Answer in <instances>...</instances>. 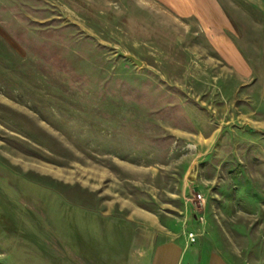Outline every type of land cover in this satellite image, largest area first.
Returning <instances> with one entry per match:
<instances>
[{"label": "rangeland", "instance_id": "rangeland-1", "mask_svg": "<svg viewBox=\"0 0 264 264\" xmlns=\"http://www.w3.org/2000/svg\"><path fill=\"white\" fill-rule=\"evenodd\" d=\"M170 2L0 0V264H132L135 208L264 264V0Z\"/></svg>", "mask_w": 264, "mask_h": 264}, {"label": "crops", "instance_id": "crops-1", "mask_svg": "<svg viewBox=\"0 0 264 264\" xmlns=\"http://www.w3.org/2000/svg\"><path fill=\"white\" fill-rule=\"evenodd\" d=\"M170 3H175L174 7L180 16L204 19L214 25L225 24L226 13L220 0H186L185 3L172 0ZM229 50V62L239 64L240 56L232 49ZM203 206L205 209L206 204ZM130 211L126 215V223L136 224L144 229L124 237L125 240H130L132 264H229L222 249L210 235H199L197 243H189L187 231L194 230L188 227V216L180 223V230V225H176L174 221L166 223L160 214L150 210L135 208ZM193 219H196L194 215ZM140 240L143 242L139 243Z\"/></svg>", "mask_w": 264, "mask_h": 264}, {"label": "built area", "instance_id": "built-area-1", "mask_svg": "<svg viewBox=\"0 0 264 264\" xmlns=\"http://www.w3.org/2000/svg\"><path fill=\"white\" fill-rule=\"evenodd\" d=\"M188 202H190L193 205H196L195 203H197L203 206L205 204V198L201 193L191 194V197L188 199ZM196 215H197V220L201 222L204 220L203 215H201L200 213H196ZM198 237H199L198 233L187 231V238H188L189 243L191 244L197 243Z\"/></svg>", "mask_w": 264, "mask_h": 264}, {"label": "water", "instance_id": "water-1", "mask_svg": "<svg viewBox=\"0 0 264 264\" xmlns=\"http://www.w3.org/2000/svg\"><path fill=\"white\" fill-rule=\"evenodd\" d=\"M129 59H131L132 61H134V63H136V64H139V65L142 64L140 61L136 60L132 56H129ZM244 129H245V131H248V132H256V129L250 127L249 125H246Z\"/></svg>", "mask_w": 264, "mask_h": 264}, {"label": "trees", "instance_id": "trees-1", "mask_svg": "<svg viewBox=\"0 0 264 264\" xmlns=\"http://www.w3.org/2000/svg\"><path fill=\"white\" fill-rule=\"evenodd\" d=\"M123 240H124V241H127V240H125V239H123ZM127 245L129 246V244H127ZM128 246H127V247H128Z\"/></svg>", "mask_w": 264, "mask_h": 264}]
</instances>
